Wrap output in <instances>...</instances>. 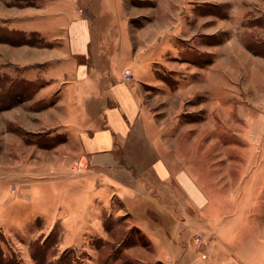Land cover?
I'll list each match as a JSON object with an SVG mask.
<instances>
[{"label": "rangeland", "instance_id": "374dc122", "mask_svg": "<svg viewBox=\"0 0 264 264\" xmlns=\"http://www.w3.org/2000/svg\"><path fill=\"white\" fill-rule=\"evenodd\" d=\"M123 1L124 9L132 12L127 20L131 28L109 33L116 40L131 38L132 59L142 54L151 64L152 78L140 83L144 130L153 127L150 136L177 163L191 162L201 190L196 202H213L214 218L208 212L205 222L207 215L185 191L170 192L163 199L156 181L145 180L142 168L152 160L143 156L156 154H149L142 139L144 153L141 147L137 152L140 178L147 184L142 192L164 205L149 203L145 226L150 234L142 232L121 202L110 214L105 212L102 233L84 231L82 237L81 232L66 239L62 224L48 219V188L42 194L41 190L56 169L74 173L84 162L75 153L62 158L61 153H68L65 132L5 128V133H19L21 140L0 138V182L7 203L0 210V264H198L194 261L205 258L206 244L212 241L219 260L220 226L227 217L222 211L228 209L230 216L242 218L249 232L246 225L256 221L250 224L261 230L254 237L258 249L264 248V0ZM40 4L41 0H0V21L5 16L1 11ZM4 34L18 38L9 41L17 45L28 37L0 25V36ZM32 38L40 41L39 36ZM48 42V47L57 45ZM112 58L102 66L115 65ZM220 59H226L230 71L221 82L210 83L211 91L207 72ZM18 85L24 89L23 83ZM22 96L27 99L30 91ZM178 211L184 213V220L177 217L180 222L175 218ZM146 212L144 207L138 210L140 215Z\"/></svg>", "mask_w": 264, "mask_h": 264}, {"label": "crops", "instance_id": "0c3cea01", "mask_svg": "<svg viewBox=\"0 0 264 264\" xmlns=\"http://www.w3.org/2000/svg\"><path fill=\"white\" fill-rule=\"evenodd\" d=\"M122 4H125L123 0H51L49 3L41 0L40 5L1 11L5 16H1L0 25L9 32L28 37L17 45L9 41L18 38L0 36V138L21 140L19 133H5V128L31 133L65 132L68 139L64 146L68 149L64 151L70 154L61 153L62 158L75 153L81 163L84 162L74 173L67 168L56 169L52 177L48 176V186L41 190L42 194L48 188V202H52L48 219L62 224L66 239L78 237L81 232L82 237L84 231L102 233L105 212L110 214L121 202L126 213L135 217L142 232L150 234L145 226L150 220L149 203L152 201L158 207L162 203L154 202L150 195L142 192V187L147 185L137 168L141 162L137 157L140 147L144 153L142 139L150 148L149 154H156L155 158L143 156L152 160L150 166L143 164L145 180L150 184L156 181L163 199L169 198L170 192L185 191L188 199L198 203L207 215L205 222L208 212L212 214L209 217L214 218L213 202H196L201 190L198 172L191 162L177 163L169 152L157 145L156 137L150 136L153 127L144 130L147 119L140 83L152 78L151 64L142 54L132 59L131 38L120 35L116 40L115 35L109 33L131 28L127 20L132 12ZM33 36H39L40 41H32ZM48 40L57 45L48 47ZM110 55L115 63L110 65L113 71L102 66ZM225 60L220 59V64L207 72L211 91L213 83L212 86L210 83L221 82L230 71ZM126 73L132 75L130 80L125 79ZM21 83L31 94L25 100H22L24 89L18 87ZM194 91L195 88L190 90L192 94ZM4 191V182H0V210L7 204ZM143 207L147 212L138 214ZM230 211H222L227 217L220 226V239L225 241H222L220 259L217 244L212 241L206 244L205 258L194 263L264 264V248L258 249L259 242L254 237L261 230L256 231L257 226L250 224L256 221L252 219L246 225L249 232L242 218L230 216ZM152 212L159 218L156 210ZM179 214L184 217V213L178 211L177 222H180Z\"/></svg>", "mask_w": 264, "mask_h": 264}, {"label": "built area", "instance_id": "2783aa9c", "mask_svg": "<svg viewBox=\"0 0 264 264\" xmlns=\"http://www.w3.org/2000/svg\"><path fill=\"white\" fill-rule=\"evenodd\" d=\"M124 77H125V79L130 80V78H131V74L126 73V74H124Z\"/></svg>", "mask_w": 264, "mask_h": 264}, {"label": "trees", "instance_id": "16d2710c", "mask_svg": "<svg viewBox=\"0 0 264 264\" xmlns=\"http://www.w3.org/2000/svg\"><path fill=\"white\" fill-rule=\"evenodd\" d=\"M27 89H28V88L26 87V88H24V90H23V91H27ZM23 91H22V92H23Z\"/></svg>", "mask_w": 264, "mask_h": 264}, {"label": "bare ground", "instance_id": "6f19581e", "mask_svg": "<svg viewBox=\"0 0 264 264\" xmlns=\"http://www.w3.org/2000/svg\"><path fill=\"white\" fill-rule=\"evenodd\" d=\"M76 58V57H75Z\"/></svg>", "mask_w": 264, "mask_h": 264}]
</instances>
